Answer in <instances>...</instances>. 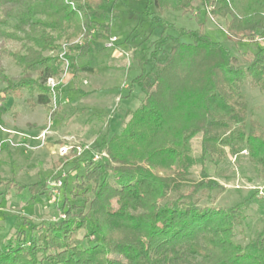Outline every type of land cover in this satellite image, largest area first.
I'll list each match as a JSON object with an SVG mask.
<instances>
[{
  "label": "trees",
  "instance_id": "16d2710c",
  "mask_svg": "<svg viewBox=\"0 0 264 264\" xmlns=\"http://www.w3.org/2000/svg\"><path fill=\"white\" fill-rule=\"evenodd\" d=\"M199 1L211 17L224 20L230 41H253L256 35L264 41V0ZM192 3L147 0L145 14L151 23L173 29L160 16L169 10L186 14ZM152 7L158 15L152 16ZM114 13L113 7L105 10V0H77L73 7L66 0H0V57L36 76L8 84L0 91V104L7 94L28 91L36 94L33 105H42L49 120L56 117L61 107L51 101L59 90L46 81L65 71L75 77L76 60L93 53L89 41L110 37ZM180 33L189 34L192 43L175 41L164 52L168 41L163 37L138 44L140 73L132 85L143 98L134 111L125 112L122 130L103 136L94 147L98 160L92 161V154L84 167L80 188L92 195V218L67 203L59 222L32 226L34 235L16 231L0 250V264H264V225L242 247L235 241V227L245 219L240 205L200 206L199 193L222 188L204 172L198 182L188 178L199 160L220 157L224 148L238 154L244 147L264 182V132L256 121L245 126L241 93L246 80L264 91V45L243 68L202 32ZM62 37L83 43H66L61 55L45 57ZM8 42H17L18 49L6 51ZM199 134L201 157L194 159L190 142ZM80 158L73 149L58 162L71 160L78 168ZM112 177L111 193L106 185ZM0 188L28 191L31 199L49 189L46 179L20 184L14 178H0ZM92 237L99 244L82 249L83 240Z\"/></svg>",
  "mask_w": 264,
  "mask_h": 264
},
{
  "label": "rangeland",
  "instance_id": "374dc122",
  "mask_svg": "<svg viewBox=\"0 0 264 264\" xmlns=\"http://www.w3.org/2000/svg\"><path fill=\"white\" fill-rule=\"evenodd\" d=\"M146 4L147 0H105V10L113 7L115 11L110 23V36L116 37L117 42L107 49L108 38L94 39V52L76 60L80 72L75 77L73 72L65 71L56 79L46 81V85L49 83L59 90L51 106L59 105L61 109L52 120L48 119L42 105H33L37 100L35 93L22 91L14 96L7 94L0 104V178H14L20 184L46 179L49 187L48 191L34 199L28 191L18 193L14 189L0 188V250L18 230L34 235L32 226L62 220L67 203L92 218L88 212L92 195L89 192L83 194L84 189L80 188L84 167L92 154L98 155L93 149L101 138L118 134L128 119L125 112L134 111L143 98L136 84L132 85L140 73L136 59L138 44L143 39L149 37V41L153 42L166 38L168 42L162 47L164 52L175 41L192 43L190 35L180 33L181 29L198 30L211 42L224 46L243 68L264 45L259 35L253 41H230L224 30V20L211 17L208 8L199 0H193L192 9L186 14L169 10L160 16L173 25V29H163L151 23L145 14ZM151 12L152 16L158 15L153 7ZM66 43L80 46L83 41L71 39L66 42L62 37L56 41L54 52L43 55H61ZM4 46L6 51L19 47L17 42H8ZM115 52L116 55L112 56ZM29 78L36 79V76L24 73L9 57H0V91L8 84ZM129 93L131 98H127ZM241 93L247 105L245 126L248 128L250 121H256L261 127L258 131L264 132V91L252 87L246 80L241 86ZM201 137L199 134L190 142L194 159L201 157ZM63 148L66 153L61 152ZM73 149L76 156L81 157L78 168L71 160L64 164L58 162ZM223 152L220 157L199 160L201 163L198 161L193 165L188 178L198 182L204 172L208 179L216 181L222 188L199 193L200 206L230 208L240 205L245 219L235 227V241L244 247L255 239L264 225L261 168L250 159L244 147L238 154H232L228 148H224ZM101 155L105 156L104 153ZM112 185L113 177L106 185L111 193ZM183 190L186 192L189 189L185 187ZM97 244L99 238L92 237L84 239L81 248Z\"/></svg>",
  "mask_w": 264,
  "mask_h": 264
},
{
  "label": "built area",
  "instance_id": "2783aa9c",
  "mask_svg": "<svg viewBox=\"0 0 264 264\" xmlns=\"http://www.w3.org/2000/svg\"><path fill=\"white\" fill-rule=\"evenodd\" d=\"M77 0H66V3H68L71 7H73L74 3L76 2ZM117 42V38L116 37H113V36H110L107 40H106V44H105V48L107 49H110L112 48L113 46H115V43ZM51 80V79H50ZM48 86H51V88H53L54 86L50 85L48 83ZM61 152H64L66 153V149H62ZM98 158V155H94V158L93 160H96Z\"/></svg>",
  "mask_w": 264,
  "mask_h": 264
},
{
  "label": "crops",
  "instance_id": "0c3cea01",
  "mask_svg": "<svg viewBox=\"0 0 264 264\" xmlns=\"http://www.w3.org/2000/svg\"><path fill=\"white\" fill-rule=\"evenodd\" d=\"M93 42H94V41L91 40V41H89V44H90V46H91V48H92V50H93V52H94L95 48H94L93 45H92ZM112 54H113L112 56H115V55H116V52H115V53H112Z\"/></svg>",
  "mask_w": 264,
  "mask_h": 264
}]
</instances>
